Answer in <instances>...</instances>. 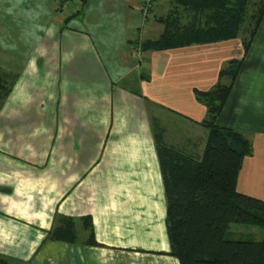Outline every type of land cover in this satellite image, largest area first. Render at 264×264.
<instances>
[{
	"label": "crops",
	"instance_id": "crops-1",
	"mask_svg": "<svg viewBox=\"0 0 264 264\" xmlns=\"http://www.w3.org/2000/svg\"><path fill=\"white\" fill-rule=\"evenodd\" d=\"M169 2L144 15L142 0H0V71L17 76L0 106V244L14 263L179 264L154 135L201 159L197 94L241 58L216 123L249 142L237 189L264 201V16L245 54L240 39L145 49ZM55 213L90 217L98 246L45 241Z\"/></svg>",
	"mask_w": 264,
	"mask_h": 264
},
{
	"label": "trees",
	"instance_id": "trees-1",
	"mask_svg": "<svg viewBox=\"0 0 264 264\" xmlns=\"http://www.w3.org/2000/svg\"><path fill=\"white\" fill-rule=\"evenodd\" d=\"M254 1L170 0L167 14L158 19L163 26L161 36L144 47L163 51L240 39L245 54L264 16V0ZM249 8H253L251 13ZM242 66L243 58L229 61L219 72L216 85L197 94L209 114L201 123L208 131L201 159L166 146L159 132L154 135L165 192L169 255L179 264H264V236L261 241L235 240L229 231L230 225L237 224L264 232V201L237 189L250 144L241 134L216 123ZM10 78L1 101L13 86L15 77ZM79 221L87 235L85 241H80ZM46 240L98 246L90 217L75 220L57 213ZM9 263L8 258L0 257V264Z\"/></svg>",
	"mask_w": 264,
	"mask_h": 264
},
{
	"label": "rangeland",
	"instance_id": "rangeland-1",
	"mask_svg": "<svg viewBox=\"0 0 264 264\" xmlns=\"http://www.w3.org/2000/svg\"><path fill=\"white\" fill-rule=\"evenodd\" d=\"M254 2H257V0H255ZM252 10H253V8H249V13H251ZM182 15L185 16L183 13H182ZM241 36L243 37L245 35L241 34ZM4 74H6V73H4ZM4 74L1 73V71H0V106H1V96L4 93V89L8 88L10 81L12 80L10 77H12V78L15 77V79H13L14 83H15V80L17 79V76H15V75H9L7 77V79H4L3 78ZM14 83H13V85H14ZM11 89H10V91H11ZM0 110H1V107H0ZM0 124H1V120H0ZM81 218H83V217H81ZM81 218H79V219L74 218V219L80 220ZM78 224H79L78 230H79V235H80V241H85L87 239V235L82 232L81 226H80V224H81L80 221ZM229 231L231 233V235H230L231 238L235 239V240L261 241L263 239V236H264V232L262 229L257 228V227H252V226L232 224L229 227ZM1 248L3 249V251H1ZM8 251H12V248L9 247L8 245L5 246V245L0 244V257L2 256L5 258H8L10 260L9 264H16V263H14V260L11 257L7 256ZM10 254H12V252Z\"/></svg>",
	"mask_w": 264,
	"mask_h": 264
},
{
	"label": "built area",
	"instance_id": "built-area-1",
	"mask_svg": "<svg viewBox=\"0 0 264 264\" xmlns=\"http://www.w3.org/2000/svg\"><path fill=\"white\" fill-rule=\"evenodd\" d=\"M143 1V13L144 15H147L148 12L151 10L152 8V4L154 2V0H142Z\"/></svg>",
	"mask_w": 264,
	"mask_h": 264
}]
</instances>
